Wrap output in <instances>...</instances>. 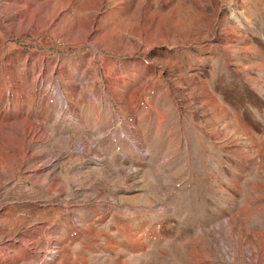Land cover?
Returning <instances> with one entry per match:
<instances>
[{
    "label": "rangeland",
    "instance_id": "rangeland-1",
    "mask_svg": "<svg viewBox=\"0 0 264 264\" xmlns=\"http://www.w3.org/2000/svg\"><path fill=\"white\" fill-rule=\"evenodd\" d=\"M260 234L264 0H0V264H264Z\"/></svg>",
    "mask_w": 264,
    "mask_h": 264
},
{
    "label": "bare ground",
    "instance_id": "bare-ground-1",
    "mask_svg": "<svg viewBox=\"0 0 264 264\" xmlns=\"http://www.w3.org/2000/svg\"><path fill=\"white\" fill-rule=\"evenodd\" d=\"M227 225H229V222H227ZM218 227L219 228H221V225H218ZM81 231H84L87 235H88V237H90V238H94L95 237V232H94V228L90 225V227L89 228H83V229H81ZM236 232V231H235ZM228 233V232H227ZM226 236V235H225ZM260 238H262L261 237V234L260 235H258ZM235 237L237 238V240L238 241H242V243L244 242V240H242V238H240V236H239V234L238 233H236L235 234ZM253 237H256V234H254L253 235ZM50 239V238H49ZM228 239V240H227ZM227 239H225L224 238V240H223V248H224V250H225V253H230L231 252V249H230V246H229V243H234V240L230 237V238H227ZM263 239V241L261 242V250L262 251H264V238H262ZM50 243V242H49ZM238 243V242H237ZM52 244V243H51ZM239 245V244H238ZM216 246V245H215ZM242 246V245H241ZM246 249H247V251L250 253V254H253V253H255L256 254V259L258 258V256L260 255V252L261 251H259V252H257L256 250H257V248L253 245V242H251L249 245H247V247H246ZM260 249V248H259ZM213 250H215L214 249V247H213ZM46 251V250H45ZM216 251V250H215ZM56 253V251L53 249V248H51V245L49 244L48 245V247H47V251H46V253L47 254H49V255H53L52 253ZM217 252H218V249H217ZM59 252H57V254H58ZM209 257V256H208ZM209 258H211V257H209ZM217 258V257H216ZM214 259V258H213ZM215 260H218V259H215ZM227 260H230V258H227ZM232 260V259H231ZM258 260V259H257ZM257 262V261H256ZM195 264H201V263H195ZM254 264V263H253Z\"/></svg>",
    "mask_w": 264,
    "mask_h": 264
}]
</instances>
